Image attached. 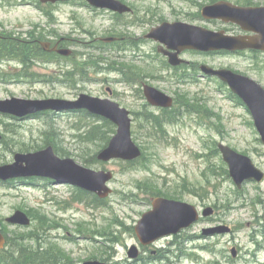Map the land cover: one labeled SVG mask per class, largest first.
<instances>
[{"label":"rangeland","instance_id":"rangeland-1","mask_svg":"<svg viewBox=\"0 0 264 264\" xmlns=\"http://www.w3.org/2000/svg\"><path fill=\"white\" fill-rule=\"evenodd\" d=\"M118 1L131 7L132 13L117 16L108 10L93 9L85 0L52 7H44L38 0H0V32L6 31L12 38L15 35L7 44L15 48L0 53L1 57L17 56L16 46L31 50L29 58L32 57L33 48L28 45L32 44L29 36L34 33L42 42L65 38V47L73 53L70 58H49L41 53L28 65H24L27 57L22 60L17 56L11 62L0 58V100H74L82 93L106 98L110 89L121 94L113 100L132 113V138L142 152L132 162L113 160L88 167L84 159L102 150L103 137L89 138L83 133L101 123L99 119L84 113H64L17 121L0 114V166L11 164L16 153L45 148L52 140L49 132L55 129L52 131H56L58 146L70 154L66 158L85 168L113 174L108 183L111 194L97 207L89 204V199L75 201L78 189L70 185L45 179H34L29 184L0 182V230L12 238L30 233L41 236L36 242L42 249L53 245L63 252L64 258L57 259L59 264H83L89 260L131 264L129 248L136 246L141 250L134 231L137 221L151 209L154 198L164 197L193 205L200 214L210 207L213 214L174 239L155 243L158 249H166L170 241H179L180 246H169L172 253L168 262L157 260L150 264H264V181L246 182L238 190L217 149V144L223 143L249 157L264 172V146L250 113L217 79L197 77L192 82H180L157 53V44L144 38L162 22L193 23L228 34L238 28L193 20L191 15L200 12L204 5L221 0ZM246 1L264 5V0ZM111 37L124 42L102 43ZM18 41L26 44H17ZM181 58L194 66L205 64L233 70L264 87V53L184 52ZM82 69L87 70L86 75L69 77L66 82V72L74 74ZM194 71L200 75L196 67L189 68L188 74ZM135 73V89H141V81L177 100L172 111L183 112L177 121L163 120L160 128L147 126L143 116L152 113L158 117L159 110L148 108L142 93L132 100L128 97L129 86L120 82L130 74L135 77ZM113 129L115 132L114 126ZM16 211L29 217L28 227L5 222ZM220 226L229 227L230 233L202 236L204 229ZM42 228L47 229L41 233ZM25 243L36 246L32 240ZM154 249L148 248L151 252ZM148 250L140 253L146 255ZM148 261L143 257L135 264Z\"/></svg>","mask_w":264,"mask_h":264},{"label":"water","instance_id":"water-1","mask_svg":"<svg viewBox=\"0 0 264 264\" xmlns=\"http://www.w3.org/2000/svg\"><path fill=\"white\" fill-rule=\"evenodd\" d=\"M71 0H40L42 3H55ZM96 8H107L118 13L129 12V8L116 0H86ZM201 16L204 20H218L225 24L232 23L240 27L244 32L253 35L229 36L224 31L213 32L201 27L175 22L162 23L153 28L145 36L153 39L161 46L158 51L168 57L171 66L184 63L179 59V54L185 50H194L204 53L209 52H237L243 50H258L264 52V7L242 8L227 2H217L202 8ZM114 39H104V42H112ZM44 51L49 44H41ZM165 47V50L163 47ZM58 54L68 56L69 50H57ZM203 75L218 78L226 84L230 91L236 95L249 111L254 127L264 145V88L253 79L235 73L228 69H213L206 65L200 66ZM143 93L151 106L169 108L172 100L159 90L143 86ZM86 110L88 113L107 119L117 129L106 148L97 155L100 162H108L114 159L132 161L141 154L139 148L133 143L130 133L129 113L109 99H100L85 94L78 96L76 100L44 99L22 100L11 98L0 101V113L25 118L30 115L45 111L66 112ZM218 149L223 161L228 166L229 176L237 188L247 181L260 183L264 180V173L257 169L252 161L244 155L238 154L228 146L218 144ZM40 177L52 180L57 184H68L83 191L94 193L98 198L104 199L111 190L107 182L112 179V173L94 171L77 164L71 158L58 157L51 146L42 150L29 153H16L11 164L0 166V181L6 182L12 179ZM213 210L207 208L202 212L203 217L212 215ZM199 220L196 208L190 204L157 197L152 201V209L141 216L134 228L139 242L143 245L152 244L163 237L176 235L180 231L189 228ZM11 225L28 226L29 218L21 211H16L13 216L6 218ZM226 226L204 229L203 236L229 233ZM5 238L0 231V250L3 248ZM235 257L234 249L231 250ZM129 258L137 257V249L132 246L128 251ZM84 264H104L98 261H87Z\"/></svg>","mask_w":264,"mask_h":264},{"label":"trees","instance_id":"trees-1","mask_svg":"<svg viewBox=\"0 0 264 264\" xmlns=\"http://www.w3.org/2000/svg\"><path fill=\"white\" fill-rule=\"evenodd\" d=\"M17 44H25V42H19L18 41ZM14 48H15L14 46H8L7 45V47H6L5 45L1 44L0 45V53L11 51ZM16 48L19 50L17 56L22 57V60L24 59V57H27L25 60L28 61L31 50H29L28 48H25V47L19 48L16 46ZM17 49H15V50H17ZM40 53H42L43 56L47 55L41 49H40ZM17 56L11 55V57H17ZM49 56L52 57L51 55H49ZM0 58H4V57L0 56ZM92 63L94 64V66L96 65L95 62H92ZM87 66H88V64H87ZM86 74H87L86 71L81 72L80 70H78L70 78H75L76 76H82V75H86ZM69 76H70V72H66V74H65L66 79ZM232 97H233V99H236L233 95H232ZM177 109H179V107H177ZM163 112L164 113L160 117H153L151 115H148L147 119L151 120L152 122L155 123L156 126L159 127L161 125V121H163V120L166 122L177 121V119L180 116V111L176 112V111H171V110H163ZM42 115H46V113H44ZM40 116L41 115H39V117ZM86 116H88V115H86ZM99 120L101 121V123L91 126L87 131H85V133H83V136H87L89 138L90 137H94V138H102L103 137V145H101V149H103L108 144L109 139H110V135L114 134V129H113V125L110 124L108 121L101 120V119H99ZM52 130H55V129H52ZM52 130L49 132V135L52 138V140L47 142L49 144L46 146H51L53 148L54 153L56 155H58L59 157L70 156L69 153L64 152V150L58 146V143H57V140L55 137L56 131H52ZM91 139H93V138H91ZM48 140H50V139H48ZM96 156H97V154L94 155L93 157H91L90 159H84V162H83L84 165L91 167L94 164H96L98 162L96 159ZM21 182H23V181H21ZM88 199H89V204H91L95 207L102 205L101 203L103 202V201L99 200L98 198H96V196H94L90 193H87V192H84L81 190H77V194L74 198L75 201L76 200L86 201ZM45 229H47V228H42L41 233ZM4 235H5L6 242H5L4 248L0 250V264H59V263H57L58 262L57 259L59 257L64 258L63 252L60 249H57L53 245H48L49 248L42 249L41 245H38L36 242L37 239H39V240L42 239L41 236H36V235H33L32 233H30L29 235H18V236H14L12 238L6 234H4ZM27 237H29L30 239H27ZM28 240H32V242H35L36 246L32 247L30 245H27L25 242ZM178 245H179V243H178Z\"/></svg>","mask_w":264,"mask_h":264},{"label":"flooded vegetation","instance_id":"flooded-vegetation-1","mask_svg":"<svg viewBox=\"0 0 264 264\" xmlns=\"http://www.w3.org/2000/svg\"><path fill=\"white\" fill-rule=\"evenodd\" d=\"M229 2V1H228ZM213 3H216V1L215 2H213ZM231 3H233L234 5H237V6H241V7H250V6H264V5H255V4H252V3H250L249 1H243V3H238V2H231ZM41 5H43V4H41ZM48 5H51V7L52 6H55L56 4H44L43 6L44 7H49ZM38 8L41 10V12H42V8L41 7H39L38 6ZM131 8V7H130ZM131 13H132V8H131ZM192 16V18H193V20H201L202 19V17H201V13L200 12H198L197 14L196 13H194V15H191ZM190 17V16H189ZM210 23H214V22H210ZM188 24H191V25H194L193 23H188ZM194 26H196V25H194ZM37 30H38V28H37ZM239 34L240 32H239V30L238 31H232V34ZM11 34V33H10ZM244 34V33H243ZM13 35V34H12ZM35 35H36V33H34L32 36H29V38L31 39V42H32V44H30V45H28L29 47H32L33 48V55H32V57H30L29 59H28V61L26 62V63H24V65H28V64H30L35 58H37V57H40V55H41V53H40V49H41V46H40V42L42 43V41H40L39 40V38H37V37H35ZM14 37L13 38H15V35H13ZM10 35L8 36V32H6V31H2V32H0V45L1 44H3V45H5V46H7V44L8 43H10V42H12L13 39ZM32 38H33V40H32ZM54 42H52V41H44V42H46V43H48L49 44V46H48V49H51V48H53V47H55L56 46V49H60V48H65V45H66V43H67V41H66V39L65 38H58V39H55V38H51ZM21 42H24V41H21ZM119 41H117V42H115V43H118ZM26 44V43H25ZM29 44V43H28ZM50 55H55V56H57V53L55 52V51H52V53H50ZM14 60H16V59H14V57H11V56H5V58H4V61H9V62H11V61H14ZM166 60V59H165ZM22 61V60H21ZM188 69L189 68H192V67H199V65H193L191 62H189V64H187V65H185ZM178 70H180L181 68H177ZM172 71H174V70H172ZM189 72V71H188ZM194 75H192V74H188V75H186L185 74V76H183L182 77V80H185V81H193L194 80ZM129 78H130V80H129ZM129 78L126 76V78L125 79H127L128 81L127 82H122L124 85H127V86H129L128 88H129V92H130V95H128V97H130L132 100L134 99V97H136V91L134 90V86H136V83L138 82L137 81V74L135 73V77H133V75H131L130 74V76H129ZM146 80L145 81H149V80H147V79H150V78H145ZM141 83V82H140ZM144 83H142L141 85H143ZM107 94H108V97H110V98H112V97H115L116 98V95H121V94H114V92L113 91H111L110 89H107ZM123 97V96H122ZM114 99V98H113ZM135 100V99H134ZM159 242V241H158ZM155 246V244L154 245H152V247L153 248H157L156 246ZM145 248H149V247H141V250L142 251H144V249ZM141 250H140V252H141ZM166 251L164 250V249H158V250H154V251H152V254H156V255H158L159 253H165Z\"/></svg>","mask_w":264,"mask_h":264}]
</instances>
